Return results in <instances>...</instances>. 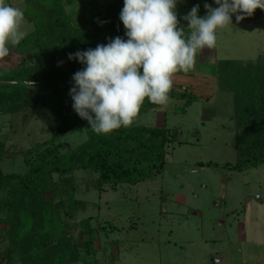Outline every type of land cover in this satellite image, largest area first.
<instances>
[{"label":"rangeland","instance_id":"374dc122","mask_svg":"<svg viewBox=\"0 0 264 264\" xmlns=\"http://www.w3.org/2000/svg\"><path fill=\"white\" fill-rule=\"evenodd\" d=\"M15 1L13 6L23 11V0ZM115 1L81 0L68 10L74 23H81L97 18ZM186 1L199 5L205 15L206 3L218 7L214 0L177 3ZM6 3L12 6L10 0ZM189 12V8L176 6L177 16ZM33 29V23L24 19L26 36ZM9 49L10 54L0 60V72L34 65L40 57L32 45H9ZM260 55L264 56V16L237 23L234 14L232 24L217 30L216 47L197 53L195 69L175 75L202 98L188 106L170 99L138 119L148 126L179 128L178 140L168 146L161 174L136 185L106 186L98 191L90 186L95 174L76 171V197L90 205L65 218H92L96 244L101 247L96 255L99 259L110 263L113 255L116 264H264V164L241 172L223 168L237 157L234 97L219 89L215 74L218 60H255ZM31 84L27 83L33 90ZM52 124L51 113L38 103L16 113L0 112V166L7 172H24V151L50 139ZM86 139L85 128L80 126L61 141L76 147ZM208 161L217 162L219 168L197 166ZM7 251V241L0 236V264H6ZM93 260L86 257L90 263Z\"/></svg>","mask_w":264,"mask_h":264},{"label":"trees","instance_id":"16d2710c","mask_svg":"<svg viewBox=\"0 0 264 264\" xmlns=\"http://www.w3.org/2000/svg\"><path fill=\"white\" fill-rule=\"evenodd\" d=\"M15 2L10 0L12 6ZM77 2L81 0H23L24 19L31 21L34 29L15 47L32 45L40 57L34 65L0 72V112L16 113L38 103L53 117L50 139L24 151V172H7L0 166V236L7 241L6 264H116L113 255L110 263L96 256L101 247H97V229L91 217L80 221L65 218L90 205L76 197L75 173L87 170L95 174L90 186L98 191L106 186L136 185L163 172L168 146L178 140V127L139 123L141 115L162 106L147 99L131 127L107 135L95 133L75 112L69 94L74 86L72 78L86 65L69 59V54L106 45L117 36L127 40L120 20L124 0L108 4L97 18L74 23L68 7ZM194 6L192 1L177 3V7L190 10ZM198 16L206 15L199 10ZM252 16L261 18L264 10ZM177 17L187 34V21ZM215 74L219 89L234 97L237 157L223 168L241 172L264 164V56L218 60ZM27 83L35 88L32 90ZM185 83L174 76L170 99L182 100L188 106L202 97ZM80 126L87 134L83 143L72 147L61 141ZM197 166L219 168L212 161L198 162ZM49 193L51 198L47 197ZM87 256L94 260L86 261Z\"/></svg>","mask_w":264,"mask_h":264},{"label":"clouds","instance_id":"9594fccd","mask_svg":"<svg viewBox=\"0 0 264 264\" xmlns=\"http://www.w3.org/2000/svg\"><path fill=\"white\" fill-rule=\"evenodd\" d=\"M214 2L218 7L204 5V17L198 16L199 5L183 17L186 34L179 26L177 0H124L120 20L127 40L117 36L69 54L86 65L74 74L69 93L79 117L97 134L131 127L146 99L155 105L170 102L174 76L195 69L197 53L216 47L217 30L232 24L234 14L239 23L264 10V0ZM23 22L20 8L0 0V60L10 54L9 45H19L26 36Z\"/></svg>","mask_w":264,"mask_h":264}]
</instances>
